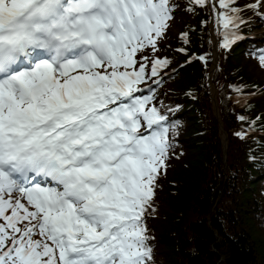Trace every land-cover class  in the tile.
I'll use <instances>...</instances> for the list:
<instances>
[{"label": "snow or ice", "instance_id": "obj_1", "mask_svg": "<svg viewBox=\"0 0 264 264\" xmlns=\"http://www.w3.org/2000/svg\"><path fill=\"white\" fill-rule=\"evenodd\" d=\"M188 3L212 10L223 49L244 39L245 10L264 21V0ZM176 8L0 0V264H155L147 219L178 158L180 106L160 89ZM237 119L245 140L255 121Z\"/></svg>", "mask_w": 264, "mask_h": 264}, {"label": "trees", "instance_id": "obj_2", "mask_svg": "<svg viewBox=\"0 0 264 264\" xmlns=\"http://www.w3.org/2000/svg\"><path fill=\"white\" fill-rule=\"evenodd\" d=\"M251 2L238 0L242 8ZM175 3L178 31L162 52L171 64L162 70L160 89L165 104L180 106L172 117L180 121L178 158L159 180L156 212L147 219L155 264H264V146L255 143L264 144V67L257 59L264 21L245 10L244 39L231 49L219 46L215 26L217 60L210 71L212 10L193 9L188 0ZM205 54L207 63L192 58ZM238 116L248 118L245 129L255 121L245 140L234 135L242 127Z\"/></svg>", "mask_w": 264, "mask_h": 264}, {"label": "rangeland", "instance_id": "obj_3", "mask_svg": "<svg viewBox=\"0 0 264 264\" xmlns=\"http://www.w3.org/2000/svg\"><path fill=\"white\" fill-rule=\"evenodd\" d=\"M252 1H254V0H252ZM261 11H264V9H261ZM177 24H178V18L175 17L174 20L171 22V30H170V32L168 34V39L171 36H173L174 34L177 33V31H178L177 30ZM214 24H215V22H214V19H213V16H212L210 24H209V30H210L211 38H212V41H213V47L211 49V54H210V57H211L210 71H211V69H213V66H214V64L216 63V60H217V49H216L217 38H216V35H215V31H214ZM257 24H258L257 26H259L260 23H257ZM168 39H167V41H168ZM209 90H210V93H211L213 105H215L216 104L215 87L211 83L209 84Z\"/></svg>", "mask_w": 264, "mask_h": 264}, {"label": "water", "instance_id": "obj_4", "mask_svg": "<svg viewBox=\"0 0 264 264\" xmlns=\"http://www.w3.org/2000/svg\"><path fill=\"white\" fill-rule=\"evenodd\" d=\"M224 142H225V136H224Z\"/></svg>", "mask_w": 264, "mask_h": 264}]
</instances>
